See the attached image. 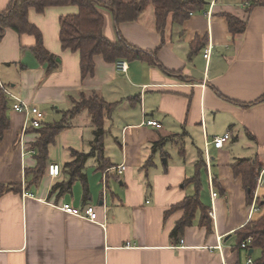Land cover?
I'll return each instance as SVG.
<instances>
[{
	"label": "crops",
	"instance_id": "0c3cea01",
	"mask_svg": "<svg viewBox=\"0 0 264 264\" xmlns=\"http://www.w3.org/2000/svg\"><path fill=\"white\" fill-rule=\"evenodd\" d=\"M207 1L205 11L163 32L155 28L150 4L137 20L122 22L120 32L129 43L156 50L157 63L126 61L128 69L123 71L118 63L124 61L109 63L97 56L94 75L85 79L78 53L64 50L59 37L61 16L76 12L75 7L29 12L45 48L58 57L55 69L49 70L35 56L34 35L5 31L0 40V84L38 107L43 124L63 119L82 93L97 94L115 107L104 123L110 167L102 171L97 158L90 157L84 168L86 180H75L69 191L58 195L52 188L70 178L64 166L73 159L72 150L91 151L95 129L91 115L83 110L69 118L49 147L44 175L31 184L28 171L37 165L32 145L39 133L25 130L29 116L15 111L9 96L10 127L0 141V187L7 188L0 192V264L247 263L250 255L238 247L235 232L254 215L242 178L231 165L239 158L264 164V101L256 102L264 94V6L247 12L242 0ZM10 2L0 0V13ZM102 13L104 35L115 42L113 14L106 9ZM224 13L246 19L245 31L233 36ZM151 120L160 126H152ZM226 134L229 140L216 148L212 141ZM162 138L178 144L179 159L165 168L158 162L164 145L153 148ZM199 151L206 160L201 201L212 225L209 229L199 223V212L195 223L177 238L171 233L183 211L169 215L167 211L195 193L194 185L184 182L195 174ZM52 162L62 166L58 178L48 174ZM120 164L127 166L122 174L113 169ZM146 165L154 166L148 175L151 184L143 170ZM13 184L20 189H8ZM263 191L264 170L256 194ZM27 192L33 197L25 196ZM64 203L80 209L95 206L99 221L106 225L65 213L57 206ZM260 253L255 250L251 258Z\"/></svg>",
	"mask_w": 264,
	"mask_h": 264
},
{
	"label": "trees",
	"instance_id": "16d2710c",
	"mask_svg": "<svg viewBox=\"0 0 264 264\" xmlns=\"http://www.w3.org/2000/svg\"><path fill=\"white\" fill-rule=\"evenodd\" d=\"M242 3L246 6L247 12L257 6H264V0H242ZM150 4L154 8L155 28L159 32H163L167 27L174 24L182 25L191 14L205 11L209 6L207 0H151V2L150 0H131L130 2L125 0H11L7 9L0 13V40L8 29H12L20 35H34L36 38V44L33 47L35 56L41 63L48 64L49 70L55 69L58 66V57L45 48L42 33L29 20V12L31 9L41 13L50 7L72 6L77 11L61 16L59 37L64 50L78 53L82 79L94 75L96 69L95 58L97 56H102L109 63L128 62L137 59L157 63L156 50H143L129 43L120 32L122 22L137 20ZM104 9L113 14L117 31L115 42L104 35L105 17L102 13ZM223 16L226 17L229 31L233 36L245 31L247 27L246 19H241L231 13H224ZM192 44L196 45L197 43ZM165 71L168 70L165 68ZM10 100L0 84V141L3 139L5 131L10 127L8 114ZM260 101H264V94L256 102ZM241 105L250 104L241 103ZM114 107V103L105 101L97 94L86 95L82 93L78 100L74 99L73 108L65 112L63 119L45 123L41 128H31L39 133V137L32 145L36 150L37 165L28 171L32 174L30 183L37 184L40 181L47 167L49 147L55 143L57 136L65 129L69 123V118L78 115L83 110L89 112L95 126L91 151L85 153L72 150L73 159L64 166L67 168L70 178L56 183L52 188V193L61 195L71 189L75 180L85 181L84 168L90 157L97 158L100 170L103 171L109 168L110 165L105 157L103 144L106 134L104 123L106 117L112 115ZM168 140V138H162L160 141L155 142L153 144L154 150L157 151ZM198 155L195 174L184 182L186 185L193 184L195 193L186 196L183 201L173 205L167 211L168 215L177 210L183 211V216L176 222L171 233L172 236L177 238L181 237L186 227L195 223L199 212L201 213L199 223L206 225L209 229L212 225L207 207L201 201L206 160L202 151H199ZM231 167L235 175L242 178L249 205L256 197V205L258 206L256 211L258 216H255V212L253 218L235 232L238 247H241V243L251 236L252 241L248 244L246 250L248 253L253 250L250 254V257H252L254 251L259 249L261 251L260 256L253 259V264H264V191L256 194L258 180L264 170V164L259 159L239 158L235 160ZM214 181L216 180L214 179ZM6 189L1 186L0 192L2 193ZM8 189L19 190L20 186L13 184Z\"/></svg>",
	"mask_w": 264,
	"mask_h": 264
},
{
	"label": "built area",
	"instance_id": "2783aa9c",
	"mask_svg": "<svg viewBox=\"0 0 264 264\" xmlns=\"http://www.w3.org/2000/svg\"><path fill=\"white\" fill-rule=\"evenodd\" d=\"M210 49L206 52L205 56L208 57L210 54ZM119 68L123 71H127L128 69V64L126 61L124 62H119ZM4 88V87H3ZM5 92L8 96H10L15 102L13 104V109L18 112H24L26 113L29 118L27 119L25 123V130L28 128H41L43 126V113L40 111V109L36 106H31L28 103H25L21 98L18 96L14 95L11 93L8 89L5 88ZM149 124L152 126H157L159 127L160 124L156 120H151L148 121ZM230 136L229 134H226L224 136L216 137L212 142L216 148H221L224 143L229 140ZM207 163L208 166L210 165V157L209 154H207ZM117 171L118 174H122L126 169L127 166L126 164H120L116 167H113ZM62 172V166L58 162H52L48 166V174L52 178L58 177ZM105 178V177H104ZM104 182V193H106V179H103ZM211 185L213 186V182L210 180ZM25 196L27 195L28 197H33V194L30 192H27L24 194ZM213 197H216L218 195V192L213 189L212 191ZM62 211L65 213L78 216L81 218H84L86 220H89L91 222L95 223H101L99 221L98 217V210L95 206L93 205H88L84 209H80L78 207L72 206L70 203H64L61 205H57ZM250 213L254 214L258 210V206L256 205V197L254 201L252 202L250 206ZM103 225H106L105 222L101 223ZM252 241V237L249 236L244 242L241 243L242 248H247L248 244ZM181 243H184V240H181ZM246 264H253V259L251 257L248 258V261Z\"/></svg>",
	"mask_w": 264,
	"mask_h": 264
},
{
	"label": "rangeland",
	"instance_id": "374dc122",
	"mask_svg": "<svg viewBox=\"0 0 264 264\" xmlns=\"http://www.w3.org/2000/svg\"><path fill=\"white\" fill-rule=\"evenodd\" d=\"M1 87L3 88L4 86L1 85ZM3 90L5 91V87L3 88ZM179 145H181V144H179ZM117 146H118V143H117ZM164 150H165L166 154H164V156L161 158V161H160V157H159L158 162L161 164L162 167L165 168L168 165H171L172 163H174V161H176L177 159H179V157L177 156L178 144H175L172 141H169V142L167 141L164 144ZM167 158L171 159L168 164H166V162H165V160H167ZM188 160H190V159H188ZM143 170H144V173L146 174L147 183L151 184L150 182L153 181V178L148 177V175H149V173L154 171V166L153 165H146V167ZM255 216L257 217L258 213H256Z\"/></svg>",
	"mask_w": 264,
	"mask_h": 264
},
{
	"label": "water",
	"instance_id": "95a60500",
	"mask_svg": "<svg viewBox=\"0 0 264 264\" xmlns=\"http://www.w3.org/2000/svg\"><path fill=\"white\" fill-rule=\"evenodd\" d=\"M166 161V160H165ZM253 252V250H250L249 255Z\"/></svg>",
	"mask_w": 264,
	"mask_h": 264
}]
</instances>
